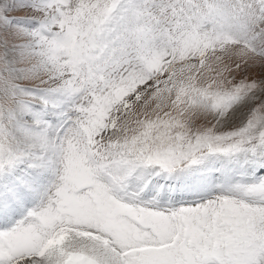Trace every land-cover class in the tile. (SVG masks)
Listing matches in <instances>:
<instances>
[{"label":"snow or ice","instance_id":"6c2138e0","mask_svg":"<svg viewBox=\"0 0 264 264\" xmlns=\"http://www.w3.org/2000/svg\"><path fill=\"white\" fill-rule=\"evenodd\" d=\"M0 225V264H264V0H0Z\"/></svg>","mask_w":264,"mask_h":264},{"label":"rangeland","instance_id":"374dc122","mask_svg":"<svg viewBox=\"0 0 264 264\" xmlns=\"http://www.w3.org/2000/svg\"><path fill=\"white\" fill-rule=\"evenodd\" d=\"M206 167H219V164H216V165H212V164H207L206 165ZM207 175H211V176H216V175H218V173H209V174H207ZM201 178H204L203 176H200V177H192V179L193 180H195V179H201ZM153 183L155 184V185H159V184H161V183H163V184H165V185H168V184H175V185H179L180 184V181H173V180H171V179H169V180H164L162 177H157V178H154V180H153ZM173 194H176V193H173ZM33 206V204L32 203H29L28 205H26L25 206V209L24 210H22V213H21V215L23 214V211H26V209L27 208H29V207H32ZM20 218V216H17L16 217V219H19ZM4 225H0V227H3Z\"/></svg>","mask_w":264,"mask_h":264}]
</instances>
